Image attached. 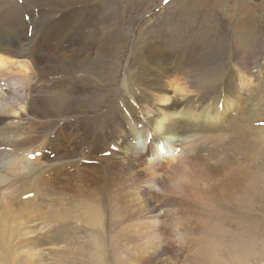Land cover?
Returning <instances> with one entry per match:
<instances>
[{"label": "bare ground", "instance_id": "6f19581e", "mask_svg": "<svg viewBox=\"0 0 264 264\" xmlns=\"http://www.w3.org/2000/svg\"><path fill=\"white\" fill-rule=\"evenodd\" d=\"M85 7L82 0H66L47 9L52 23L69 9L70 23L67 29L60 28L64 41L56 48L57 58L49 59L44 53L41 46L46 39L30 44L21 36L0 35L1 107L9 105L7 112L10 109L22 117L40 119L49 116L45 107H50L52 116L64 119L59 130L62 140L56 136L47 154L64 161L54 162L41 173L36 174L39 168L29 149L32 141L8 138L7 143L0 142V198L4 190L13 191L5 203L0 200V264H78L82 257L79 263L85 264L88 248L93 261H105L108 233L101 197L87 202L86 185L65 182L63 186L59 183V191L50 190L49 198L38 199L44 191L40 185L52 171L50 177L57 179L61 173L70 172L69 165L75 167L71 159L84 162L92 153L101 155L100 176L93 180L103 194L113 186L119 167L131 173L135 188L130 195L140 201L138 214L113 211L110 219L115 224L112 226L124 228V236L129 234L136 264H176L196 236L200 246L190 254L192 264H253L255 258L264 255V246H256L254 239H242L224 248L226 242L215 226L219 220L217 205L232 198L249 203L264 187V176L254 174L238 157L232 161L226 152L230 149L220 152L213 141L219 132H228L226 125L235 121L239 111L250 117L246 121H251L259 140L262 127L254 122L263 121L264 112L250 87L252 75L239 69L229 74L224 71L227 75L215 80H200L199 74L191 75L192 68L201 64L199 70H208L213 61L199 63L190 50L170 53L151 42L137 48L129 34L124 43H115V24L109 18L102 16L95 28L87 23L84 13L76 18V10ZM78 32L79 38L74 39L77 44H68ZM49 62L54 63L51 69ZM112 77L121 84L116 107L100 116H83L88 107L85 94ZM213 81L221 86L214 88ZM201 82L207 85L203 91ZM40 83L51 93L45 104L32 95ZM77 114L82 115L83 123L70 118ZM11 119L0 115V124ZM233 132L224 144H237L238 148V140L242 141L245 134L241 129ZM247 148L243 147V152ZM69 192H76V198ZM26 209L38 212V217L31 219ZM69 224L76 229L68 228Z\"/></svg>", "mask_w": 264, "mask_h": 264}, {"label": "rangeland", "instance_id": "374dc122", "mask_svg": "<svg viewBox=\"0 0 264 264\" xmlns=\"http://www.w3.org/2000/svg\"><path fill=\"white\" fill-rule=\"evenodd\" d=\"M64 1L66 0H0V35L4 34L9 37L21 36L24 40L23 42L30 44H34L35 42L41 44L42 41L46 39L45 46H41L45 51L44 53L49 59L57 58L56 48L60 42L64 41L63 36L59 34L60 28L67 29L70 23L69 9H64L61 18L54 23L50 22L47 9L57 2ZM82 1L86 4V7L84 10L83 8H78L76 10V18H80L84 13V16L87 18V23H91L90 27L92 28L96 27V24L101 21L100 19H102V16L109 18L110 23L115 24V33L113 36V42L115 43H124L129 34L132 45L137 48H144L151 42V45L154 44L159 49L168 50L170 53L180 52L182 50L188 52L190 50L189 54L195 57V59L197 58L196 60H198L197 62L199 63L205 62L206 60L213 61V66L208 70L206 68L205 70H199L202 66L201 64L193 67V70L191 69V75L199 74L198 78L200 80H204L205 78L215 80L217 79L216 77L220 78L223 74L227 75L226 72L229 74L231 72H237L239 69L240 72L247 71L252 75L253 81L250 86L253 88L252 92L259 98L258 103L263 108L262 111L264 112V0H168L167 3H165L164 0ZM100 5L101 8L99 9L98 6ZM81 10H83V12ZM7 11L9 13H7ZM10 13H13V15L10 16ZM33 35L37 37L36 40H33L35 38ZM76 37L79 38V32L71 38L72 41L68 42V44L74 42V45H76L78 42L74 40ZM1 38L2 37H0V39ZM53 45L54 48H52ZM59 58L63 60L64 57L60 56ZM53 65L54 63L49 62V69H51ZM62 68L64 70V67ZM214 70L217 71L215 72ZM200 73H202V76ZM118 83H120V80H115V78L112 77L106 83L96 85L85 94V98L88 99H85L88 107L85 112L86 114L84 113L83 116H100V114L105 112L108 108L112 107L111 110H113L117 105V101L120 99L119 96L122 94L120 92L121 84ZM203 83L204 82H201L199 87L201 91L204 90L203 86H207L205 83L203 85ZM212 85H215L214 88H219V86H221L220 82L214 84V81ZM9 93L7 94L10 96ZM50 94L49 88L42 83L38 85L36 92L32 93V95L38 96L43 104L46 103V100L50 101ZM86 96H88V98ZM113 100L116 102L114 103ZM3 107H5V105ZM3 107L0 105V115L9 116L12 119L0 124V128L3 126V128L0 129V142L7 143L9 140L8 138L11 140L15 139L19 142L25 140L32 141L29 149L36 162L34 164L40 169L36 171V174L41 173L40 171L47 170L54 162L61 163L64 161L61 160L60 162V160H53L47 155L50 152L49 143L53 141L56 136H58L59 140H62V136L59 135V130H62L64 126V119L52 116L50 107H45L46 110H49V116L41 119L31 116L22 117V115H20L21 113H13L10 109L7 112L6 108H10L9 105L5 108ZM242 112L239 111L240 114H236L235 121H233L232 124L226 125V127L230 128L227 133L223 130V132L218 133L219 135L216 134L217 140L213 139L215 143L214 146L220 152L230 149L226 152L229 158L232 157V161L238 157L237 159L240 158L239 161L241 164L243 163L244 166L252 167L254 174L261 173L264 176V113L261 112L263 121L254 122L255 125H261L262 127V132L258 140L255 131H253L251 127V121L247 122L248 116ZM238 114L240 115L239 117L237 116ZM81 117L82 115L77 114L70 118L79 119L80 123H83ZM20 125L24 129H21ZM15 126H17V128L19 126V129ZM8 128H10V130H8ZM11 129L15 132L13 133ZM238 129H241L245 134L244 139H241L242 141L238 140V148L236 147L237 144L230 147L224 144L234 136L235 133L233 131ZM2 130H4V133ZM222 134H227V137ZM249 138L250 140H245ZM243 147H249L250 149L247 148L248 151L246 150V152H243ZM172 148L174 149V147ZM166 153L169 155L168 152ZM244 155L247 157H242ZM100 158L101 155L99 153L90 154L84 162H76L77 158H73L71 160L75 161V167L71 168L69 165L68 168L71 169L70 172L61 173L57 179L50 177L54 175V171H52L50 175L45 177L44 183L40 185L44 191L42 195L38 196V199L41 201V199L44 200L49 198L51 195L47 193L52 192L54 189L59 191L61 185L59 183H62V186L65 182L78 186L86 185L87 187L85 186L84 190L90 193H88L89 195L86 194V197H84V199H88L87 202H92L95 198L100 197L103 200L102 203L106 213L105 220L108 233V243L106 242L108 247L106 255H108L104 262L96 263L89 255L91 248H88L90 244L86 242L88 243L86 244L88 254L85 256L87 259V263L85 264H136L134 258L135 252L133 250L131 251L130 247L131 238H128L129 234H127V236L125 234V237L122 233V229L124 228H121L122 226L119 225L116 227L117 224L116 226H112L115 224L110 219L114 216V213L117 212H119L117 213L119 215H122L124 212H136L138 214L140 201H135L133 198L134 195H132V198L130 195L134 192L133 189L135 188V184L131 178V173L123 171L122 168L119 167L115 181L112 183L113 186L111 185L113 188L111 186V189L108 188L109 195L103 194L101 188L97 187L93 180L100 176ZM165 159H169V156ZM252 165H254V167ZM261 189L263 190L264 187H261ZM261 189V192H258L259 194L257 193L249 203H240L232 198L217 205V210L219 211L218 218L220 221L218 220L215 226L217 225V230L222 235L224 242H226L223 245L224 248H226L227 244L233 246L235 241L242 239H254L257 241L256 246H264V190L262 191ZM12 192V189L2 192L0 198L2 203L10 198ZM75 193L76 192H69V196L76 198ZM110 193L113 194L111 195ZM89 199L92 200L90 201ZM26 210L25 212L31 216V219H36L38 217V212H32L29 209ZM113 211L114 213H111ZM134 213V216L137 215ZM68 228H71V230L76 229L74 224H69ZM82 233L84 234V232ZM199 240V237L196 236L194 241L188 246V250L186 249V252L183 253L180 259H176L175 263L192 264L190 254L200 246V243H198L200 242ZM221 249H219V251L222 253L223 251H221ZM82 260L83 257L79 258L78 264H80L79 262ZM172 264L174 263L172 262ZM253 264H264V255L255 258Z\"/></svg>", "mask_w": 264, "mask_h": 264}, {"label": "snow or ice", "instance_id": "6c2138e0", "mask_svg": "<svg viewBox=\"0 0 264 264\" xmlns=\"http://www.w3.org/2000/svg\"><path fill=\"white\" fill-rule=\"evenodd\" d=\"M164 2H165V3H167V2H168V0H164Z\"/></svg>", "mask_w": 264, "mask_h": 264}]
</instances>
